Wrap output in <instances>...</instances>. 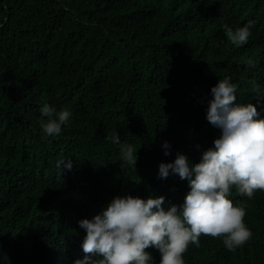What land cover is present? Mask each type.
Masks as SVG:
<instances>
[{"label":"trees","instance_id":"1","mask_svg":"<svg viewBox=\"0 0 264 264\" xmlns=\"http://www.w3.org/2000/svg\"><path fill=\"white\" fill-rule=\"evenodd\" d=\"M248 20V42L234 46L224 26ZM225 76L264 116L249 83L264 90V0H0V264H73L79 220L117 195L181 204L188 180L161 178L159 165L178 152L199 162L213 146L206 111ZM44 103L71 109L59 136L41 130ZM117 133L137 149L135 167L122 164ZM62 157L71 170L57 169ZM246 213L242 247L200 237L185 260L264 264V196Z\"/></svg>","mask_w":264,"mask_h":264},{"label":"clouds","instance_id":"2","mask_svg":"<svg viewBox=\"0 0 264 264\" xmlns=\"http://www.w3.org/2000/svg\"><path fill=\"white\" fill-rule=\"evenodd\" d=\"M255 23L248 20L234 28L225 25V35L234 46H243ZM247 64L256 67L252 59ZM249 83L255 95L264 98L257 82ZM237 91L230 76L220 78L211 88L206 119L220 134L201 153L199 162L178 152L173 161L159 165L161 178L178 175L188 180L190 190L183 202L165 208L163 195L113 197L91 219L79 220L86 234L76 244L79 258L73 264H192L184 253L190 244L199 247L200 237L223 242L230 254L251 238L246 209L264 196V116L255 104L237 102ZM71 116L67 106L58 109L44 103L39 119L42 132L49 137L61 135ZM111 140L119 145L122 164L135 167V146L121 142L119 133ZM162 146L168 155L169 142ZM56 167L60 172L71 170L73 163L62 157Z\"/></svg>","mask_w":264,"mask_h":264}]
</instances>
